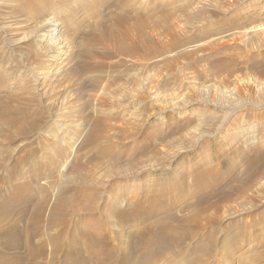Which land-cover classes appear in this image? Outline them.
<instances>
[{"label":"rangeland","instance_id":"obj_1","mask_svg":"<svg viewBox=\"0 0 264 264\" xmlns=\"http://www.w3.org/2000/svg\"><path fill=\"white\" fill-rule=\"evenodd\" d=\"M51 18L59 24L57 29L63 35L60 51H50L55 39L46 38L49 29L41 26ZM121 49L125 53H120ZM88 61L93 70L81 73V66ZM0 66L3 76H0V128L6 125L8 117L28 119L32 118L31 113L41 126L40 133L29 136L30 141L0 144V221L10 223L11 227L15 220L10 218L12 210L18 212L29 207L31 214L13 225L10 232L0 235L2 241L12 237L21 240L22 247L12 250V254L28 249L26 237L31 236L29 224L36 210L34 205L49 197L46 189L50 186L42 184L48 174L44 154L51 155L45 147L59 138L63 150L61 161L69 163L60 171L59 179L56 173L54 177L58 185L63 184L69 190L74 182L67 178L75 176L80 165L94 167L92 178L102 186H108L118 172H123L130 177L123 184L134 187L133 176L137 171L144 180L151 182L153 178L161 184L172 173L192 172L196 181L200 175L198 191L230 188L238 193V186L254 185L249 193L253 199L236 198L220 216L223 227L235 224L236 227H229L232 233L246 230L250 236V240L247 237L238 240L246 264H264V0H0ZM71 70L77 73L60 86ZM19 85L39 98L40 104L24 106L16 101H4L6 97L24 95L17 90ZM100 119L108 121L114 144L126 151L120 156L122 161L113 165L111 159L104 157L96 162L93 156L96 145L85 141L93 124ZM5 137L6 134H0V143ZM102 144L105 146L106 142ZM154 146L155 151L150 148ZM141 149L146 151L143 157L126 158L129 151L135 155ZM31 151L35 157L30 155ZM18 158L26 159L27 163L18 166ZM136 159L138 167L128 170L127 163ZM36 162L43 167H38ZM110 168H114L115 175L107 172ZM38 174L42 177L38 178ZM50 180L47 184L52 185L53 179ZM18 184L24 191L29 190L27 185L35 188L34 194L39 195L33 205H25L22 196L26 192L20 187L14 190ZM7 199L11 202L5 205ZM144 204L146 207V203L141 206ZM49 217L50 210L39 225L40 232L50 225ZM77 219L66 217L56 229L48 230L53 234L51 238L59 232L67 237L62 242L65 247L73 242L82 246L78 253L81 252L84 257L80 259L85 262L76 261V252L59 256V260L73 258L69 262L65 260V264H88L87 258L89 264H98V259H102L99 264H135L137 255L143 257V264H149L152 253L159 252L160 256V250H168L150 242L160 225L146 232L143 221L139 226L143 228L141 236L135 231L130 235L129 246L136 248V256L129 254L132 257L125 260L128 258L120 248L119 237L113 235L114 230L104 238L91 239L83 233L91 235L93 229L89 233L80 231ZM138 220L139 216L129 220L126 231ZM218 233L220 241L225 233ZM207 242L199 240L197 244L205 250ZM185 245L183 248H189V244ZM223 246L227 243L218 242L217 249ZM174 259L176 255L165 253L161 264H172ZM208 263L212 264L213 259Z\"/></svg>","mask_w":264,"mask_h":264},{"label":"bare ground","instance_id":"obj_2","mask_svg":"<svg viewBox=\"0 0 264 264\" xmlns=\"http://www.w3.org/2000/svg\"><path fill=\"white\" fill-rule=\"evenodd\" d=\"M55 23L56 22L53 21V19L51 18V19L46 20V22H44L41 25L42 27L49 29L48 30V36H46V38L51 37V38L55 39V41L51 44V48H50L51 52H54V50H56V49H57L56 51H58V50L60 51L63 47L62 43H64V41L62 43L60 42L62 39L61 36H63L60 34L61 33L60 30L57 29L60 26L58 23H56V24ZM125 35H127V37H128V34H125ZM127 37L125 36V38H127ZM120 38H122V36ZM120 38L118 37V39H120ZM134 39H136V38H134ZM62 40H64V39H62ZM124 41L125 40L123 39L122 43H124ZM113 44H115V43H113ZM113 44H112V46H113ZM136 47H135V49H136ZM110 48L112 49L114 47L110 46ZM124 48H125V46H124ZM133 49H134V47H133ZM133 49H130V50L132 51ZM144 50L146 51L145 47H144ZM121 51H123V52H120V53H122V54L125 53L124 50L121 49ZM135 52H137V51L135 50ZM111 53H112V51H111ZM114 53H115V51H114ZM119 54H118V56H119ZM132 54H134V52ZM91 55H92V53H91ZM115 55L116 54H114L113 56H115ZM53 57L54 56H52V58ZM89 58H90V56H89ZM43 64H44V62H43ZM88 70H93V67H92L91 63H89V61L86 64H83V66H81L80 71H81V73H86V71H88ZM58 71L59 70H57L56 72H58ZM76 73L77 72L72 71L69 76H65V77H64V74L63 75L61 74L62 75L61 78L63 79V77H64V80L60 84V86H62L64 83L67 82L65 80H68V79H71L72 77H74V75ZM4 74H5V72H4ZM0 76H2V75H0ZM1 78H0V80H1ZM95 84L96 83H94V85ZM82 86H84V84ZM17 90L20 93H23L24 95H22L21 97H15V98H13L12 96L6 97V100H4V101H7V99L9 101H16V102H18L24 106H31L32 103H34V105H35V103L36 104L39 103L38 102L39 98L37 99V97L34 94L30 95L29 93H27L28 90L23 85H19ZM81 93H79V94H81ZM39 95H40V93H39ZM79 96H81V95H79ZM102 99H104V98H102ZM78 100H79V98H78ZM4 101H2V102H4ZM98 102H101V101H99V99H98ZM1 114L2 113H0V115ZM31 117L32 118H28V119L18 117V116L8 117L7 121L5 123L6 125L2 129L0 128V134L1 133L6 134V137L2 138L0 144L11 145V144L16 143L18 140H22V139H24L23 141H30L29 136L36 133V132H39L40 127H41L40 123L38 122V118L36 116H35V118L33 117V113H31ZM102 120H103V122H102ZM102 120L100 119V121H96V124H93L94 126L91 128L90 134L87 135L85 141H86V143L96 145L95 146L96 147L95 153L93 155L94 160L96 162H99L102 159V157H104V158L111 159V161H110L111 164L112 163H118L121 160L120 156L123 154V152H126V151H124V149L122 147L118 146L117 144L116 145L114 144L112 137L109 134L112 130H110L111 128L110 129L108 128L109 127L108 121L104 120V119H102ZM40 121H41V119H40ZM45 121H47V120H45ZM6 129H7V131H6ZM12 130H14L15 132H12ZM51 135H53V134H51ZM51 135H49V136H51ZM40 138H39V140H40ZM58 139H57L58 143H57V141L54 140L55 142H52V143L49 142L47 144V148L45 147L47 152L50 150L49 153L51 155L47 154V152H46L47 155L44 154V156L46 157V159L48 161V165H44V168L47 169L48 174L46 175V177H47L45 180L46 182H44L42 184L50 186V188L46 189V193L49 195V197L47 200L38 201V203H36V205H34L36 210H35V213H34L32 219H31V223L29 224V233H31V236H29L30 235L29 234L26 237V244H28L27 245L28 249L26 250V252L24 251V252H20L18 254H15V253L12 254L11 253L12 250L18 251V250H20V247H22L21 246V240L19 238L17 240H15L16 238L12 237V239H10V238H9V240L7 239L6 240L7 242H6L4 239H3V241L1 239L0 240V264H36V263L37 264H57V263L65 264V262L67 260L69 262L73 258H71V256H70L69 259H64V257H63L62 260L61 259L59 260L58 259L59 256H61V255L65 256V254H67V253L71 254V253H76V252H77V260L76 261H78V259L80 261L81 256L82 257H84V256L81 255V252L78 253V249L80 250L81 249L80 247H82V246L78 247L79 245L77 246V244H76L77 242L76 243L73 242L70 245H68L67 247H65L62 242L64 241L63 239H66L67 237H65L62 233L60 234V232L58 230L57 231V232H59L58 235H55L54 237L51 238V235H53V234H51L52 232L48 231V230L56 229L58 224L62 223L63 222L62 220L66 217H71L72 221L75 217H76V219L78 218L77 219L78 229L82 232L89 233L88 231H90L91 230L90 228H92L93 231H92L91 235H87V234L83 233V235H85L91 239L92 238L96 239L95 236H97V238H98V236L99 237L100 236H102V237L107 236L108 234H110L111 231L114 230L113 235L116 233L115 235L119 237L120 242L122 244L121 245L122 247L120 246V248H123L124 255L126 256V258H128V259L123 258L125 260H129L131 255L134 258L136 256V253H135L136 248L133 245L129 246L130 235L132 234V232L135 231V233L138 232L137 236L140 237L141 236L140 233L143 230V228H139V226L141 225L140 222L144 221L143 224L147 225L145 227L147 229L146 232H150L151 230H154L153 227L155 225H160V227L158 226L157 230H155V235L153 234V241H150V240L149 241L152 242V244L155 246L162 245V247H161L162 249L163 248L168 249L167 251L160 250V256H159V252L155 253V254L152 253L150 255V257H148L149 258V264H161L163 261H165V253L171 254V255L174 254L177 256V259H174L172 264H209L208 262L210 261V259H213L212 264H222V263L223 264H246V261H245L246 257H244L243 255L240 254V249H241L240 241L241 240L239 242H238V240L243 238V237L244 238L247 237L246 240L247 239L250 240L251 239L250 236L247 234L246 230L241 231V233H232L230 231V229L232 227H236L235 224H233V226H231V227L229 225L230 229L228 226L223 227V225H222L223 221H222L220 215L227 205L236 201V198L242 199V200H243V197L253 199L254 198L253 195L251 196L249 193L252 192V188L254 185L249 186V187L238 186L239 188L236 190V191L240 190L238 193L231 192L230 190H228L230 188L217 189V190L211 191V192H208L205 189H204V191H202V190L198 191L197 188L199 185H197L198 184L197 181H199L200 175L197 177V181H196V179L194 178L196 175L193 176L194 174H192V172L189 174L187 173V171H186V173L185 172L172 173V177L170 176V177L166 178L165 183L161 184L159 180H155L153 178H152L151 182L147 181V179L144 180V178H142L143 177L142 173L137 171L134 173V176L132 175L133 181L135 184L134 187L132 186L130 188V187L125 186L123 184V180L125 181V180H128V178H130V177H127L128 175L123 173V172H118L116 174V176L111 179V182H109L110 184L108 186H102L99 182L93 180V178H92V176L95 174V172H94L95 168L94 167L80 165L79 167H77L78 172L76 173V175L73 177L69 176L67 178L70 182H74V187L69 190V189H65L67 186L64 187L63 184L58 185V183H56L57 179L55 180V177H54L55 173H56V176L60 175L61 174L60 171H64L67 168V165L69 163L68 160H66L65 162H62L63 161L62 160L63 159V152H62L63 150H61L62 144L60 147ZM102 141L106 142V144H104L105 146H103ZM41 148H42V150H44V148L42 146H41ZM150 148L154 149L153 151H155V149H156L155 146L150 147ZM42 153H43V151H42ZM135 153L136 154L134 155V152L129 151V153L126 154L127 155L126 158L127 159H129V158H131V159L138 158L139 159V157H143L146 154V151H145V149H141L140 152L137 151ZM26 154H28V153L26 152ZM30 155L32 157L33 156L35 157V154L33 152L30 153ZM170 158H172V157H170ZM138 159H136L134 161L132 160L131 163H127L128 170L134 169V167H136V168L138 167L139 164L136 165ZM24 160H26V159L20 160L18 158L16 163L18 164V166H21V164L25 165L27 163V160L26 161H24ZM147 161H149V160H147ZM61 162L63 164H61L62 166H61V169L59 170L58 167H59V164ZM37 164H38V167H43L40 163H37ZM111 164H110V166L113 165V164L112 165ZM16 165H15V167H16ZM29 165H31V164H29ZM1 169H2V165L0 164V170ZM21 170L22 169H20V171ZM137 170H140V169H137ZM163 170H165V169H163ZM25 171H27V169ZM121 171H123V170H121ZM107 172L112 174V175H115L114 174L115 173L114 168H110ZM34 174H35V172H34ZM42 174H38V178L42 177ZM143 175H145V174H143ZM63 176H65V175H63ZM188 176H192V177L188 178ZM201 176L204 177V179H205L204 175H201ZM24 177H25V175L23 176V178ZM48 177H51V178H48ZM57 178L59 179V176ZM2 179H3V177H2ZM31 179H33V178H31ZM50 179H53L52 185L50 183L47 184V182L51 181ZM23 181H25V180L23 179ZM190 182L193 184L192 186L190 185ZM5 184H7V183L5 182ZM24 184H27V182ZM14 187H18V188H15L14 190L19 189L20 184H18V186L15 185ZM26 187H27L26 189H29V190L24 191V189H22L23 187L22 188L20 187L22 189V191L26 192L25 196H22V197H24L23 199L25 200V205H27V204L33 205L36 202V200H38V199L35 200V198H38L39 194L38 195L34 194V192H33V191H35L34 187H33L34 189L33 188L31 189L29 187V185H27ZM38 187H40V186H38ZM51 191L54 193V195L50 196V194L52 193ZM166 196H168V197H166ZM14 198L12 197V199H14ZM164 198H166V200ZM9 201H10V199L9 200L7 199L5 201V205H8ZM142 203H146L147 206L145 207V204H144V206L142 207L141 206ZM3 204H4V202H3ZM10 205H13V202ZM171 205H173V208H170ZM15 209H18V208H15ZM31 210H32V208H31ZM49 210H50V217L47 220L48 224H50V225H48L49 228L48 227L46 229L42 228V230L40 232V230L38 229L39 225L42 222V220L45 218V213H47V211H49ZM29 211H30L29 207H28V209L20 210L18 212H16L15 210H12V213L10 214V218H11V220L15 219L13 225L17 224L20 221L26 220L28 217ZM29 215H31V214H29ZM134 216H139L140 221L138 220L137 224L134 223L135 225L132 224L129 227L130 229H128L126 231V227L128 225L125 226V224L128 223L129 220L131 221V219ZM8 219H9V217H8ZM1 221H0V223H1ZM3 224L5 227L4 226L0 227V235L5 234L7 232H10L11 227L13 226L12 225L10 227V223L6 224L5 221H4V223H1V225H3ZM71 224H72V222H71ZM20 225H21V223H20ZM64 227H65V225H64ZM136 227H138V229H136ZM227 227H228V229H225ZM16 228L17 227H15L13 229H16ZM26 228H27V226H26ZM26 228H25V230H26ZM146 229H144V230H146ZM60 230H62V229H60ZM187 231H189L190 233H188ZM222 231L225 234L222 237V239L219 241V237L216 235H217V232L221 233ZM13 234H12V236H13ZM32 235L35 236L33 241H32V238H33ZM148 235H150V233ZM239 236H241V237L238 238ZM6 238H8V237H6ZM20 238H21V236H20ZM13 239H14V241H13ZM115 239H117V238H115ZM199 240L208 241L206 243L207 247L205 250H202L199 247V244H197V243H199ZM257 240H259V239H257ZM22 242H23V245H25L24 244V237L22 239ZM218 242H222L224 244L227 243V246L226 247L223 246L222 248L217 249ZM148 243L149 242H147V244ZM190 243H191V247H190ZM192 243H195V245ZM108 244H111V243H108ZM185 244L186 245L189 244V248H183V245H185ZM117 245L119 246V244H117ZM178 250L180 251V253ZM161 251H162L163 257L161 256ZM121 253H122V250H121ZM129 254H131V255H129ZM207 254L211 255V256L209 257V256H207ZM257 255L259 256V254H257ZM136 257L137 258L134 259V260H136V263L134 262L135 264H143L145 262L143 257H141L140 255H137ZM207 257H209V258H207ZM255 258H256V254L252 260L254 261ZM259 259L261 260V258H259ZM101 260L102 259H98L97 263L99 264ZM113 260H115V259H113ZM125 260H124V262H127ZM184 260H186V261H184ZM36 261H38V262H36ZM130 261H131V259H130ZM82 262H85V261H82ZM82 262L81 263L79 262V263L84 264ZM87 263L89 264L88 258H87ZM109 264H111V263H109ZM122 264H124V263H122ZM128 264H130V262Z\"/></svg>","mask_w":264,"mask_h":264}]
</instances>
